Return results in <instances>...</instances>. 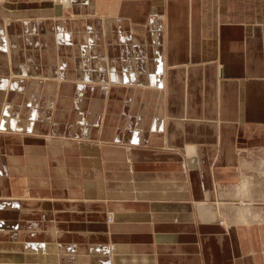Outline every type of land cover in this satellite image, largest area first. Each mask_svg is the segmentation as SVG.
<instances>
[{"label": "crops", "instance_id": "0c3cea01", "mask_svg": "<svg viewBox=\"0 0 264 264\" xmlns=\"http://www.w3.org/2000/svg\"><path fill=\"white\" fill-rule=\"evenodd\" d=\"M263 154L264 0H0V264H264Z\"/></svg>", "mask_w": 264, "mask_h": 264}, {"label": "rangeland", "instance_id": "374dc122", "mask_svg": "<svg viewBox=\"0 0 264 264\" xmlns=\"http://www.w3.org/2000/svg\"><path fill=\"white\" fill-rule=\"evenodd\" d=\"M60 1V0H59ZM263 158H264V154H263ZM263 160L259 159L257 160V163L254 164L252 166V168H254L255 170H251V172L247 173L246 175L249 176L251 179H253V181H260V182H264V176H262L264 173H261L262 171L264 172V161L262 162ZM262 163V165L260 164ZM260 166H262L261 168H259ZM262 174V175H261ZM250 178H248L249 180V186L251 185V181ZM242 187V186H241ZM245 193V192H244ZM237 196H241L243 197L244 195H242L241 191L237 190ZM240 208H238V216H240ZM239 221V220H238Z\"/></svg>", "mask_w": 264, "mask_h": 264}, {"label": "bare ground", "instance_id": "6f19581e", "mask_svg": "<svg viewBox=\"0 0 264 264\" xmlns=\"http://www.w3.org/2000/svg\"><path fill=\"white\" fill-rule=\"evenodd\" d=\"M63 1V3L64 2H67V0H62ZM241 189V188H240ZM245 189V188H244ZM247 190V189H246ZM245 190V191H246ZM246 194H247V192H246ZM245 195V194H244ZM251 195V194H250ZM228 207H230V206H228ZM242 209V208H241ZM244 211V210H243ZM252 212V211H251ZM251 212H249V211H244L242 214L244 215L243 217H242V220H245V221H247L248 219H251V217H252V213ZM252 215H251V214ZM255 215V214H254ZM109 216H111V215H109ZM112 221H113V219H112ZM249 221V220H248Z\"/></svg>", "mask_w": 264, "mask_h": 264}, {"label": "built area", "instance_id": "2783aa9c", "mask_svg": "<svg viewBox=\"0 0 264 264\" xmlns=\"http://www.w3.org/2000/svg\"><path fill=\"white\" fill-rule=\"evenodd\" d=\"M107 219H108V221H110L112 218H111V216H108Z\"/></svg>", "mask_w": 264, "mask_h": 264}]
</instances>
